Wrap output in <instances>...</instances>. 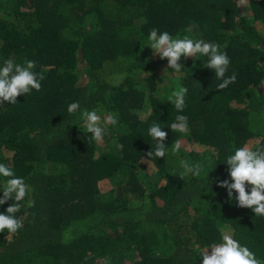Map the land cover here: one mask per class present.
<instances>
[{
    "label": "trees",
    "instance_id": "1",
    "mask_svg": "<svg viewBox=\"0 0 264 264\" xmlns=\"http://www.w3.org/2000/svg\"><path fill=\"white\" fill-rule=\"evenodd\" d=\"M245 6L249 16L238 0H0V67L33 60L45 77L41 91L0 103V163L33 190L16 214L23 229L0 233V264H203L224 225L264 261V217L218 187L234 147L264 145V0ZM153 28L227 44L235 83L217 89L207 57L168 68L152 55ZM180 86L183 112L168 100ZM76 101L102 122L118 114L102 142L67 112ZM177 115L187 133L171 130ZM154 122L168 133L164 158L146 155ZM181 160L204 172L181 178Z\"/></svg>",
    "mask_w": 264,
    "mask_h": 264
},
{
    "label": "clouds",
    "instance_id": "2",
    "mask_svg": "<svg viewBox=\"0 0 264 264\" xmlns=\"http://www.w3.org/2000/svg\"><path fill=\"white\" fill-rule=\"evenodd\" d=\"M238 2L246 5L248 0H238ZM148 41L153 54L159 55L161 60L167 59L168 68L177 73L183 68L178 63L182 56L185 59L202 56L208 58L206 67L213 70L215 76L222 80L217 85V89L223 90L235 83L237 79L235 73L226 77L231 61L227 52L221 49L226 48L227 44L222 46L216 42L194 39L188 35L174 38L169 32H159L155 28L150 31ZM35 68L36 62L33 60L26 59L23 64H18L11 58L6 59L0 67V103L9 102L15 105L17 97L29 94L32 90L41 91V82L45 77L42 72L37 73ZM187 92L186 87L180 86L168 97L170 102H174L178 112H183L185 108ZM67 112L70 115L80 113V119L83 120L87 132L93 134L89 138L90 141L102 142L107 126H115L119 123L118 114L108 112L102 122V117L95 109H81L78 101L71 102L67 107ZM170 128L172 131L187 133L189 130L188 117L177 115ZM148 135L156 141V145L154 151L151 149L146 154L147 157L164 158L166 155L164 141L168 133L162 130L159 123L154 122L148 129ZM117 147L121 146L117 145ZM180 148L181 142L176 141L171 149L172 154L178 153ZM225 163L228 166V176L231 182L229 179L221 180L218 182V187L227 190L229 199L233 197L234 192L238 194L235 196L238 207L251 209L255 216L264 217V145L254 148L246 143L241 147H234L233 154L227 156ZM180 164L184 169L181 178L188 174L199 177L205 169V165L199 162L192 164L187 160H181ZM208 166H211V161L208 162ZM0 177L7 178L0 187V192L3 193L0 205L14 201L9 204L6 212L0 213V233L7 229L9 233L14 234L24 227L23 219L18 218L16 214L24 207L23 202L33 190L24 178L16 176L14 170L3 163H0ZM246 185H250V189H246ZM34 205V200L27 201L29 208ZM220 232L221 242L212 243L204 250L203 264H264V261L258 259L253 251L241 245L233 237L227 225L222 226ZM209 249H211L210 253Z\"/></svg>",
    "mask_w": 264,
    "mask_h": 264
},
{
    "label": "rangeland",
    "instance_id": "3",
    "mask_svg": "<svg viewBox=\"0 0 264 264\" xmlns=\"http://www.w3.org/2000/svg\"><path fill=\"white\" fill-rule=\"evenodd\" d=\"M238 5L241 6L243 14L249 16L250 13H249V10L247 9V7H246L245 5H241V4H239V2H238ZM256 27H257L258 29H261V26H260L259 24H257ZM152 55H153V57L155 58V55L153 54V52H152ZM249 144L252 145V141L249 142ZM150 168H151V166H150ZM151 169H152V168H151ZM100 185H101V190H102V192H105V191L108 190V188H109L108 184L105 183V182H104V183L102 182ZM210 252H211V251H209V253H210Z\"/></svg>",
    "mask_w": 264,
    "mask_h": 264
}]
</instances>
